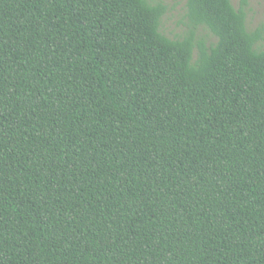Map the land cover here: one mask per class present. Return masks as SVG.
I'll use <instances>...</instances> for the list:
<instances>
[{
  "label": "trees",
  "instance_id": "trees-1",
  "mask_svg": "<svg viewBox=\"0 0 264 264\" xmlns=\"http://www.w3.org/2000/svg\"><path fill=\"white\" fill-rule=\"evenodd\" d=\"M185 1L0 0V264H264V26Z\"/></svg>",
  "mask_w": 264,
  "mask_h": 264
},
{
  "label": "rangeland",
  "instance_id": "rangeland-1",
  "mask_svg": "<svg viewBox=\"0 0 264 264\" xmlns=\"http://www.w3.org/2000/svg\"><path fill=\"white\" fill-rule=\"evenodd\" d=\"M169 6L168 17L164 21V32L170 38L182 36L187 27L181 21L185 15V0H156ZM239 8V0H232ZM247 23L249 30L264 26V0H251L247 10Z\"/></svg>",
  "mask_w": 264,
  "mask_h": 264
}]
</instances>
